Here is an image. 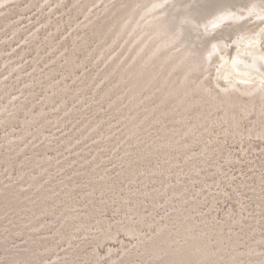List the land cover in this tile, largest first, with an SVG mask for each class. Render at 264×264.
<instances>
[{"label":"rangeland","instance_id":"1","mask_svg":"<svg viewBox=\"0 0 264 264\" xmlns=\"http://www.w3.org/2000/svg\"><path fill=\"white\" fill-rule=\"evenodd\" d=\"M249 45L264 0H0V264H264Z\"/></svg>","mask_w":264,"mask_h":264},{"label":"bare ground","instance_id":"2","mask_svg":"<svg viewBox=\"0 0 264 264\" xmlns=\"http://www.w3.org/2000/svg\"><path fill=\"white\" fill-rule=\"evenodd\" d=\"M257 47L255 48L250 46L245 50H242L241 48L239 49L237 58L238 64L237 67L235 65L234 66L237 68V72L240 71L239 73H241V75L234 72L233 70V76L243 79L244 81L249 80V82H258L256 78L252 77L254 74H259L261 77H264V53L263 51L261 52Z\"/></svg>","mask_w":264,"mask_h":264}]
</instances>
